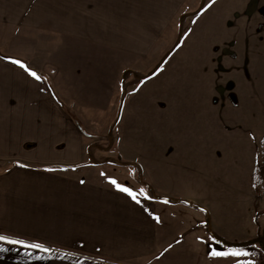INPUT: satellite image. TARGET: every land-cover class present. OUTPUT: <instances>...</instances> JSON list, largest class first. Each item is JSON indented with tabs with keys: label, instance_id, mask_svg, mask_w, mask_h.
I'll return each mask as SVG.
<instances>
[{
	"label": "crops",
	"instance_id": "obj_1",
	"mask_svg": "<svg viewBox=\"0 0 264 264\" xmlns=\"http://www.w3.org/2000/svg\"><path fill=\"white\" fill-rule=\"evenodd\" d=\"M217 1L0 0V234L61 264H233L214 233L261 264L235 244L264 227V0L234 28Z\"/></svg>",
	"mask_w": 264,
	"mask_h": 264
},
{
	"label": "snow or ice",
	"instance_id": "obj_2",
	"mask_svg": "<svg viewBox=\"0 0 264 264\" xmlns=\"http://www.w3.org/2000/svg\"><path fill=\"white\" fill-rule=\"evenodd\" d=\"M11 63L19 66V68L23 69L29 76L34 78L37 81L42 80V77L33 69H31L25 62L20 59H12ZM20 167H26V165H19ZM46 171H56L54 168H47ZM110 183L115 186V188L125 193L127 196L131 197L133 201L136 203H140L139 197H143L145 199H151L148 194L145 192L143 188L139 189L138 191L133 190V188L125 186L119 183L115 179H110ZM165 203L168 201L165 200ZM0 242H4L10 245H19L25 249H34L39 250L44 253H51L52 249L50 247H46L44 244L39 242L28 241L25 239L15 238L10 235L0 234ZM202 243H206L209 246L208 255L212 258L216 259H231L233 264H256V261L253 259H248V257L253 256L254 254L249 252L244 247H236V246H229L226 241L217 239L216 237H209L207 240H203L201 238ZM0 247V251H6ZM26 255H30V253H26ZM42 257H37V259H41Z\"/></svg>",
	"mask_w": 264,
	"mask_h": 264
},
{
	"label": "rangeland",
	"instance_id": "obj_3",
	"mask_svg": "<svg viewBox=\"0 0 264 264\" xmlns=\"http://www.w3.org/2000/svg\"><path fill=\"white\" fill-rule=\"evenodd\" d=\"M255 1V0H254ZM246 2V3H245ZM257 2H261V0H257ZM217 3H222L224 12L228 13V24L233 28L236 26V18L241 15V13L246 9L245 5L247 3H252V0H218ZM244 6V7H243ZM240 14V15H239ZM216 15L213 11L211 16V21L215 20ZM204 22L201 20L194 26V23L189 24L188 33L193 36L192 40H195L197 37L198 31L195 29L198 27H203ZM207 25V23H206ZM195 30V33L193 32ZM228 33L230 35H235V30L228 28ZM264 82V79H261ZM6 251H0V264H61L59 258V250H54L51 253L37 252L31 250H22V249H12L5 248ZM26 253H30V255H26ZM37 257H42L41 259H37Z\"/></svg>",
	"mask_w": 264,
	"mask_h": 264
},
{
	"label": "trees",
	"instance_id": "obj_4",
	"mask_svg": "<svg viewBox=\"0 0 264 264\" xmlns=\"http://www.w3.org/2000/svg\"><path fill=\"white\" fill-rule=\"evenodd\" d=\"M154 72H155V71H152V72L148 73L147 75H143V78H148V77L152 76V75L154 74ZM120 163L123 164V165H137V164H135V163L127 162V161H120ZM137 166H138V165H137ZM140 177H141V180H143V183H144L146 186L152 188V187L150 186V184L147 183V182L144 180V178H142V176H140ZM160 198H165V197H160ZM198 207H199V206H198ZM199 208H201V207H199ZM212 235H213L214 237H216V235H215L214 233H212ZM216 238L225 241L224 239H221V238H218V237H216ZM226 242H227V241H226ZM255 242H259V243H261V244L264 245V227L260 229L259 235H258V237H257L256 239H253V240H250V241H246V242H242V243H237V244H235V245H247V244H252V243H255ZM227 244H228V245H231V243H228V242H227ZM261 264H264V260L261 262Z\"/></svg>",
	"mask_w": 264,
	"mask_h": 264
}]
</instances>
